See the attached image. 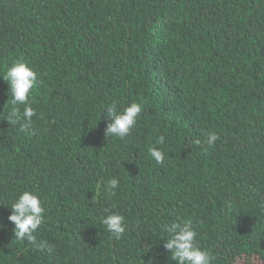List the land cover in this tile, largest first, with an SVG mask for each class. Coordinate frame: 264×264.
I'll list each match as a JSON object with an SVG mask.
<instances>
[{"label":"trees","instance_id":"1","mask_svg":"<svg viewBox=\"0 0 264 264\" xmlns=\"http://www.w3.org/2000/svg\"><path fill=\"white\" fill-rule=\"evenodd\" d=\"M17 60L36 115L7 121L0 80V264H175L164 226L184 221L213 264L264 257V0H0V79ZM132 102L137 123L106 138L105 107ZM25 190L43 250L7 219Z\"/></svg>","mask_w":264,"mask_h":264},{"label":"clouds","instance_id":"2","mask_svg":"<svg viewBox=\"0 0 264 264\" xmlns=\"http://www.w3.org/2000/svg\"><path fill=\"white\" fill-rule=\"evenodd\" d=\"M0 80L7 82L9 94L12 97L9 111L6 113L7 121L18 125V130L21 132L29 131L32 117L36 115L30 104V94L37 85V73L24 61L17 60L5 70ZM20 106H23L22 112ZM141 111L142 105L138 102H132L122 110H119L115 103L107 105L103 112V117L109 121L106 124L105 137L123 139L137 123ZM218 139L219 136L215 132H209L207 144L212 146ZM159 142H164L163 136L159 138ZM196 143L199 144L200 141H196ZM149 154L155 162L163 163L164 154L158 148H150ZM107 183L110 194L114 195V190L119 185L118 179L112 178ZM8 208H10L11 214L7 219L14 226V240L19 242L26 240L41 250L49 247L45 241H37L34 235L43 223L45 211L37 194L27 190L22 191ZM102 223L116 239H120L126 231L125 219L118 213L107 214ZM3 227L0 225V229ZM164 231L167 238H164L163 248L171 254L175 264H213L212 254L196 243L198 234L194 231L191 222H174L165 225ZM253 264H264V257L257 256Z\"/></svg>","mask_w":264,"mask_h":264}]
</instances>
